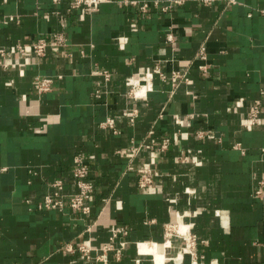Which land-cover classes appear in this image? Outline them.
<instances>
[{
    "label": "crops",
    "instance_id": "1",
    "mask_svg": "<svg viewBox=\"0 0 264 264\" xmlns=\"http://www.w3.org/2000/svg\"><path fill=\"white\" fill-rule=\"evenodd\" d=\"M69 2L0 0V20L19 17L0 23V45L21 42L31 54L38 37L61 30L69 41L0 69V264H153L141 243L164 251L166 264H196L177 251L179 236L170 239L176 251L165 246L166 227L179 217L197 236V264H264V0H185L147 12L113 0L93 13L69 11ZM171 30L176 45L167 42ZM202 43L207 71L197 58ZM156 65L168 78L155 74L146 95L132 94L127 80ZM185 69L188 79L176 84L172 74ZM44 75L56 80L41 94L35 84ZM258 98L261 123L247 127ZM107 118L118 132L100 126ZM164 138L168 149L143 147L132 160L160 172L142 189L128 170L131 149ZM77 154L96 185L91 213L41 207L57 180L65 194L76 190ZM114 224L129 227L121 260L66 250L88 237L103 245Z\"/></svg>",
    "mask_w": 264,
    "mask_h": 264
},
{
    "label": "built area",
    "instance_id": "2",
    "mask_svg": "<svg viewBox=\"0 0 264 264\" xmlns=\"http://www.w3.org/2000/svg\"><path fill=\"white\" fill-rule=\"evenodd\" d=\"M113 0H70L69 2V11L75 9L81 10L84 13H93L99 10V7L104 2H110ZM203 4H212L217 3L222 0H198ZM237 0H225L226 4L235 3ZM56 5H59L62 0H53ZM124 4H131L137 6L141 12H147L151 5L156 8H160L163 11H170L175 6L183 4L185 0H121ZM57 9L54 10V13H61ZM13 21H19V17L16 15H7L0 23H9ZM167 42H170L173 45L177 43V37L173 30L169 31L166 35ZM120 46L124 47L126 43V38H118ZM69 44L67 34L64 30L49 32L46 35L38 37L30 49L31 54H29V49L21 42H17L12 46L5 44L0 45V69H11L16 66H22L26 64L28 56H34L36 58L44 57L48 54L49 48H65ZM197 58H199L202 63L200 68L204 71H207L208 66L206 61L208 59V52L206 44L202 43L199 46L197 52ZM189 70H180L175 71L171 79L177 84L179 82L185 81L188 79ZM106 79H110L111 72L106 70L101 72ZM155 74H159L162 79H167L168 76L162 71L159 65H156L153 70L147 72H140L134 74L127 80V85L131 87V93L135 95H146L148 88L152 87V80L154 79ZM62 74H58L56 78L61 79ZM56 78L51 75L41 76L40 79L36 82L35 88L41 94L50 92L54 89V83ZM99 94V90L97 91ZM261 112H262V100L260 98L254 100L253 103L249 106L248 116H247V127L257 126L261 123ZM138 116L137 110L133 111L132 116L130 117V122L133 123ZM100 126L103 128H109L114 132H118V129L115 124L114 118H107L100 123ZM203 133L200 132V136ZM170 145V139L164 138L157 145H150L146 143L140 144L138 147H133L131 149V154L129 157L130 163L128 165V170L136 171L139 174L138 183L142 189L149 188L154 183V180L159 176L160 172L157 168H153L148 165L136 166L133 163V158L139 153L141 148H156L161 151L168 149ZM73 183L76 186V190L72 193L65 194L62 190L64 184L62 180H57L54 182V189L52 192L46 194L41 203V207L47 209H54L63 211L66 206L80 212L81 214L87 215L92 211V202L94 197V192L96 190V185L94 180L90 177V166L85 161L84 157L81 154H77L74 157V167H73ZM262 192L261 189L255 191L256 195H260ZM166 234L168 240L175 234L183 240V245L181 246L180 251L182 253H191L192 256H195L194 263H198L197 256V236L193 234L191 226L188 225V228L182 232L177 224H169L166 227ZM92 224L86 226L85 232H91ZM129 234V227L126 225L114 224L110 227V236L109 240L101 246H96L92 238H84L79 245L74 246L71 243L65 244L67 251L72 254L78 253L83 259L87 261H96V262H105L109 260V254L113 252L116 260H121L123 257V252L128 244L126 236Z\"/></svg>",
    "mask_w": 264,
    "mask_h": 264
},
{
    "label": "bare ground",
    "instance_id": "3",
    "mask_svg": "<svg viewBox=\"0 0 264 264\" xmlns=\"http://www.w3.org/2000/svg\"><path fill=\"white\" fill-rule=\"evenodd\" d=\"M182 218H178V223L182 225L181 231L183 232L185 228H188L189 224H185L182 220ZM165 246L172 247L174 251L177 250V247L174 246L171 240H167ZM167 248V247H166ZM177 251H180L179 248ZM140 252L143 254H153L154 256V262L153 264H166L167 256L166 253L158 251V249L152 244V243H141L140 244ZM183 253L180 251V255ZM175 258V257H174Z\"/></svg>",
    "mask_w": 264,
    "mask_h": 264
},
{
    "label": "rangeland",
    "instance_id": "4",
    "mask_svg": "<svg viewBox=\"0 0 264 264\" xmlns=\"http://www.w3.org/2000/svg\"><path fill=\"white\" fill-rule=\"evenodd\" d=\"M186 224V223H185ZM179 227H180V230H181V228H182V225L179 223ZM175 246V245H174ZM160 252H163L164 253V251H160ZM154 256V255H153ZM153 262H154V257H153Z\"/></svg>",
    "mask_w": 264,
    "mask_h": 264
}]
</instances>
